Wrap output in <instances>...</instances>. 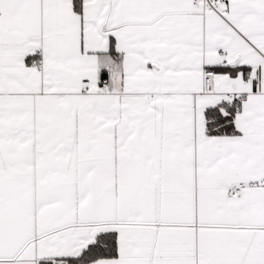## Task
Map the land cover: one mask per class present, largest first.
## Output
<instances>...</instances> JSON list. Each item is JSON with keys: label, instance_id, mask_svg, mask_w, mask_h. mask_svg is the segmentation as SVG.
<instances>
[{"label": "snow or ice", "instance_id": "1", "mask_svg": "<svg viewBox=\"0 0 264 264\" xmlns=\"http://www.w3.org/2000/svg\"><path fill=\"white\" fill-rule=\"evenodd\" d=\"M0 264H264V0H0Z\"/></svg>", "mask_w": 264, "mask_h": 264}]
</instances>
